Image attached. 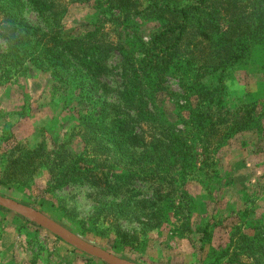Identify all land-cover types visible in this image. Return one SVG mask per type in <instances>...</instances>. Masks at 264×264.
I'll use <instances>...</instances> for the list:
<instances>
[{"label":"trees","instance_id":"1","mask_svg":"<svg viewBox=\"0 0 264 264\" xmlns=\"http://www.w3.org/2000/svg\"><path fill=\"white\" fill-rule=\"evenodd\" d=\"M59 2L0 0V40L6 47L0 49V72L7 76L18 67L23 68L20 73L43 68L54 88L76 95L81 112L77 127L92 155L79 171L101 195L98 217L153 230L173 210L183 220L182 234L191 233L195 204L187 186L195 181L210 188L211 150L241 132L264 133V98L233 104L227 82L254 46L264 50V0H96L98 9L118 11L127 22L143 17L161 23L138 50L112 42L102 20L81 35L65 37L59 28ZM27 8L45 27L25 21ZM115 54L122 58L118 88L103 82L113 74L108 62ZM169 78L178 80L180 92L166 86ZM168 97L178 107L180 129L164 110L165 118L151 110L150 101ZM1 151L0 185H28L49 157L44 142L32 149L7 144ZM73 169L70 165L62 175ZM143 175L151 197L136 189ZM252 214L241 212L244 228L238 242L233 238L223 249L212 245V226L205 225L208 264H264V214ZM117 235L127 244L133 239L119 228ZM234 246L237 252H230Z\"/></svg>","mask_w":264,"mask_h":264},{"label":"rangeland","instance_id":"2","mask_svg":"<svg viewBox=\"0 0 264 264\" xmlns=\"http://www.w3.org/2000/svg\"><path fill=\"white\" fill-rule=\"evenodd\" d=\"M95 1L60 0L59 28L65 37L81 35L91 28L90 24L102 20L104 32L112 42H125L138 50L141 42L148 43L161 29V23L153 19L140 17L127 22L118 11L98 9ZM23 17L32 25L45 27V21L28 8ZM56 22L53 21L54 25ZM0 49L6 50L2 40ZM121 62L119 54L108 62L113 74L103 82L112 88L120 84ZM21 70L18 67L7 76L0 72V153L7 144L20 143L32 149L44 142L48 163L26 186L0 185V196L33 207L86 241L138 264H208L209 245L202 232L208 222L212 226V245L223 249L233 244V238L238 242V233L244 228L241 212L253 211L251 216L258 217L264 214V133L254 129L236 134L227 144L211 150L210 188L195 181L187 186L195 204L191 233L182 234L179 228L183 220L173 210L167 212L164 224L153 230L138 222L113 217L103 221L104 215L98 217L95 212L101 195L79 171V166L90 162L92 155L87 154L81 129L77 127L81 112L77 110L76 95L54 88L43 68L34 73H20ZM227 82L233 104L264 98L261 45L254 46L249 57L228 74ZM166 86L180 92L175 78H169ZM112 96L108 100H113ZM150 104L157 116L165 118L164 110L172 122L180 124L179 129L183 127L175 115L178 107L169 97ZM180 114L183 116L184 111ZM0 162L3 164L1 156ZM70 165L75 167L72 173L62 175ZM146 178L143 175L136 180L135 186L151 197L152 189ZM118 228L133 236L130 243L122 242ZM0 247L6 251L2 256L0 251V264H107L1 206ZM237 250L234 246L230 252Z\"/></svg>","mask_w":264,"mask_h":264},{"label":"water","instance_id":"3","mask_svg":"<svg viewBox=\"0 0 264 264\" xmlns=\"http://www.w3.org/2000/svg\"><path fill=\"white\" fill-rule=\"evenodd\" d=\"M0 206L23 216L24 218L30 220L38 226L50 231L52 234L61 238L69 245L82 252H85L92 257L98 258L106 262L107 264H138L119 257L100 246L86 241L62 224L51 219L50 217L46 216L44 213L33 207L19 204L3 196H0Z\"/></svg>","mask_w":264,"mask_h":264},{"label":"crops","instance_id":"4","mask_svg":"<svg viewBox=\"0 0 264 264\" xmlns=\"http://www.w3.org/2000/svg\"><path fill=\"white\" fill-rule=\"evenodd\" d=\"M1 249H2V252H3V253H1V256H2L6 251L3 250V248L0 247V251H1ZM11 249H12V248H11ZM6 250H7V249H6ZM4 251H5V252H4ZM7 251H8V250H7Z\"/></svg>","mask_w":264,"mask_h":264}]
</instances>
